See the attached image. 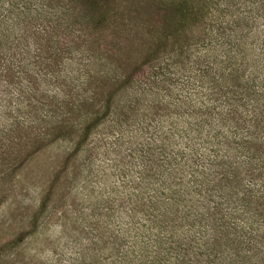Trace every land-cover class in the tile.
<instances>
[{"label":"rangeland","instance_id":"1","mask_svg":"<svg viewBox=\"0 0 264 264\" xmlns=\"http://www.w3.org/2000/svg\"><path fill=\"white\" fill-rule=\"evenodd\" d=\"M0 264H264V0H0Z\"/></svg>","mask_w":264,"mask_h":264}]
</instances>
